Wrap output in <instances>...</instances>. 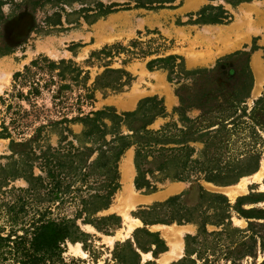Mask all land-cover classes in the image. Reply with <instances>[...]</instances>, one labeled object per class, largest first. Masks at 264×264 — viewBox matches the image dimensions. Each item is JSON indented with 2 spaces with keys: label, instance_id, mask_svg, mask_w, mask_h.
<instances>
[{
  "label": "rangeland",
  "instance_id": "1",
  "mask_svg": "<svg viewBox=\"0 0 264 264\" xmlns=\"http://www.w3.org/2000/svg\"><path fill=\"white\" fill-rule=\"evenodd\" d=\"M155 1L0 0V98L6 99L5 105L12 107L7 113L5 106L0 104V132L1 125H4L11 139L19 143L42 130L41 141L31 145L32 154L35 157L43 153L53 155L60 165L57 168L67 174L69 153L74 149L86 148L83 165L94 163L98 155L96 151H90L93 144L82 136L84 128L81 123L49 127L51 123L62 119L72 121L104 108L113 109L117 115L130 113L137 109L141 100L156 98L162 102L165 117L155 119L148 129L159 131L171 123L182 129L180 116L174 112L181 107L177 95L180 92L185 100L180 113L193 121V129L199 132L192 136L198 139L197 142L188 143L189 155L201 165L185 181L163 179L157 172L146 174V180L155 188L153 192H146L135 188V151L133 147L126 149L118 162L119 189L113 195L109 208L97 215L118 216L120 227L104 234L78 222L83 232L94 236L88 241L87 250L95 253L96 258L92 261L79 243L68 244L65 256L86 260L89 264H105L111 258L115 243L131 239L136 229L145 228L159 235L166 251L156 258L151 253L141 254L143 261L171 264L182 259L186 237L197 234L195 224L145 226L139 219L140 212L182 195L185 208L201 206L207 217L227 211L229 219L223 225L209 224L214 222L206 225L207 235L215 233L209 241L216 243L220 239L219 245L225 243V235L222 234L225 225L230 223L243 232L234 235L235 241L250 242L247 245L251 253L236 263L264 264V175L259 181H248L245 192L233 200L227 195L229 188L257 173L264 164V0L241 3L236 7L222 0H172L160 8ZM208 5L223 6L232 16L231 22L226 25L187 23L189 14H195ZM177 21L181 25H177ZM105 48L113 49L110 57L92 58L94 53ZM116 49L124 50L116 54ZM141 49H151V54L142 57L131 53H138ZM169 55L181 57L184 69L191 75L169 82L166 70L147 69L148 61ZM39 59L54 63L71 61L80 71L78 81L85 78L84 83L76 85L69 77L66 81H59L55 75L52 83L46 72L32 68L35 72L33 81L39 84V94L30 96L28 100L18 98L17 93L27 96L29 89L14 82V75L24 73L25 67ZM246 68L251 87L248 97L242 99L246 90L243 87L249 82ZM105 69H123L130 74L132 81L119 93L91 90L95 78ZM195 71L203 73L194 76L192 72ZM62 85L69 87L61 90ZM181 88L187 90L181 91ZM88 94L92 96L90 101L85 99ZM106 124L110 125L108 121ZM119 132L122 136L130 135L124 127ZM171 132L174 133L173 130ZM203 134L207 135L199 137ZM11 139H0L1 166L7 164L9 160L6 157L12 155L9 148ZM110 140L111 135H106L105 141ZM16 151L23 149L16 148ZM43 163V159L38 158L31 162L32 177L42 180L43 188L38 193L29 191L30 186L25 179L16 178L9 183L6 194L0 193V204L28 202L24 206L28 211L47 207L45 193L49 186L46 188V184L50 181ZM56 163L52 162V165ZM156 167L157 163L149 166L153 171ZM206 169L221 185L205 179ZM91 178L93 180V176ZM99 180L93 187L99 184ZM67 184L70 188L66 202L50 205L55 213H73L81 207L78 197H87L85 191L74 192L79 182L74 184L66 178L61 185ZM87 192L90 195L94 190ZM201 192L222 195L229 208L224 209L220 199L204 197L201 201ZM170 246L172 254L161 258L169 252ZM210 259L217 264H231V259L220 251Z\"/></svg>",
  "mask_w": 264,
  "mask_h": 264
},
{
  "label": "trees",
  "instance_id": "2",
  "mask_svg": "<svg viewBox=\"0 0 264 264\" xmlns=\"http://www.w3.org/2000/svg\"><path fill=\"white\" fill-rule=\"evenodd\" d=\"M171 1L156 0L155 2L159 4L158 8H160L164 3ZM222 1L232 7H236L241 3L253 0ZM146 4L144 3V6ZM104 14L105 12L102 13V16ZM188 17L187 23L191 25H226L232 20V16L221 5L205 6L197 13L189 14ZM177 25H181V23L177 21ZM120 50L124 49H116L114 53L119 54ZM150 50L144 51L141 49L138 53H131L145 57L151 54ZM112 52V48H105L94 53L92 58H107L111 56ZM146 67L150 71L154 69L166 70L169 82H172L175 78L185 79L191 75V72L184 69L182 58L176 55L152 59L147 62ZM32 68L46 72L52 83L54 75L59 81H66L69 77L68 79L71 82H75L76 85H80L85 81V78L78 81L80 71L71 61L60 60L54 63L46 59L35 60L31 62L30 67H25L24 73H16L14 75V82L19 86H28L29 89L27 96H24L21 92L17 93L18 98L28 100L30 96L39 94V84L33 81L35 72H32ZM245 72L248 74L249 82L243 87L246 90L241 97L242 99L248 97L251 87V78L247 68ZM201 73L203 71H195L192 72V75L199 76ZM131 81L130 74L123 69H105L101 75L95 78L91 90H110L111 92L119 93ZM68 87V85H62L61 90ZM86 90L90 91L87 88ZM182 90L186 91L187 89L181 88ZM177 95L181 107L175 109L174 112L180 116L179 122L183 125L182 129H179L174 123L166 125L159 131L148 129V126L155 119L165 117L162 102L156 98L141 100L137 109L130 113L117 115L113 109L104 108L101 111L90 112L84 117H77L72 121L62 119L51 123L49 127L61 126L70 122L81 123L84 128L82 136L93 144L90 151H96L98 155L94 163L83 165L82 161L86 148L82 146L74 149L73 153H69L70 166L67 168V174L57 168L60 165H57L58 159L53 155L43 153L42 156L35 157L32 154L31 145L41 141L40 131L42 130H38L30 139L18 143L11 139L7 127L1 125L0 139H11L9 148L12 152L11 156L6 157L9 162L5 165H0L1 195L7 193L6 189L9 183L16 178L25 179L29 183V191H33V194L38 193V190L43 188L41 178L32 177L31 162H33L34 158L43 159V168L46 169L45 173L50 182L46 184V188L49 186L48 191L45 193L48 206L44 209L28 211L24 208L25 203L28 202L21 205L7 202L0 204V220H3V224H0V264H89L86 260L65 256L68 244L75 245L76 243L82 245L93 261L96 258V254L87 250V247L89 246L88 241L94 236L83 232L79 223L81 225H90L104 234H109L112 230L120 227L121 219L118 216L98 217L97 215L109 208L113 195L119 189L118 162L123 152L130 147H133L135 151L134 167L136 177L134 185L136 189H145L146 192H153L155 188L145 178L146 174H152L153 172L161 174L163 179L188 180L190 173L201 165L198 160L191 159L189 155L191 149L188 146L189 142H197L198 139L192 136L199 132L198 129H193L194 122L180 113L185 100L180 92ZM85 99L90 101L92 96L88 94ZM5 103L6 99L1 97L0 104L4 105L5 111L9 113L12 107L5 105ZM78 110L80 111L81 109ZM106 121L110 125H107ZM12 122L15 123L14 120ZM201 123H204V121H201ZM123 127L130 135H121L119 130ZM64 130L67 129L64 128ZM172 130L174 133L171 132ZM106 135H111L110 141H105ZM205 135L207 134L199 137ZM16 148H21L23 151L17 152ZM27 149H30V151L27 152ZM15 156L19 157L18 160L14 159ZM52 162L56 164L52 165ZM156 163L155 171L151 170L149 166ZM210 172L209 169L208 171L206 169L205 179L210 183L221 185V183L214 181L213 177L209 175ZM66 175L69 177H66ZM92 176L93 180H91ZM66 178H69L74 184L79 182L80 184L74 192L78 194L85 191L87 197H78L81 207L75 212L70 214L55 213L50 205L55 202L62 204L65 201L70 184L62 186L61 183L66 181ZM98 178H100L99 184L93 187L98 182ZM88 182L92 184L86 185ZM92 189L94 193L89 195L87 191ZM204 197L220 199L224 209L229 208L227 199L222 195L201 192L199 199L202 201ZM182 204V195L175 196L161 204L149 207L147 211L139 213V219L145 226L193 223L198 227L195 236H187L185 239V256L171 264H217L210 259L211 256L217 254V251L229 257L231 264H237L236 262L242 259L245 254L251 253V249L247 245L250 243L249 241L242 243L234 240L235 234L238 233L240 235L243 232L233 228L230 223L225 225L226 227L222 234L225 235V243L219 245L220 239L216 243L213 240H208L215 233L207 235L206 225L208 222H214V224L209 223L211 225H223L229 219L227 211L225 212L224 210L223 213L220 212L213 215V217H207L204 211H201V206L185 208ZM165 251V243L159 238L157 233L149 232L145 228L136 229L131 239L122 243H115L111 251V258L105 261V264H156L152 260L143 261L141 254L151 253L152 257L156 258Z\"/></svg>",
  "mask_w": 264,
  "mask_h": 264
},
{
  "label": "bare ground",
  "instance_id": "3",
  "mask_svg": "<svg viewBox=\"0 0 264 264\" xmlns=\"http://www.w3.org/2000/svg\"><path fill=\"white\" fill-rule=\"evenodd\" d=\"M264 175V164L261 165L259 171L254 173L252 176L243 179L236 187H231L228 189V196L230 199H234L240 193L245 192L248 181H259Z\"/></svg>",
  "mask_w": 264,
  "mask_h": 264
},
{
  "label": "crops",
  "instance_id": "4",
  "mask_svg": "<svg viewBox=\"0 0 264 264\" xmlns=\"http://www.w3.org/2000/svg\"><path fill=\"white\" fill-rule=\"evenodd\" d=\"M170 254H172L171 246H170V248H169V252L163 254L161 258H164V259H165L166 257H169Z\"/></svg>",
  "mask_w": 264,
  "mask_h": 264
}]
</instances>
